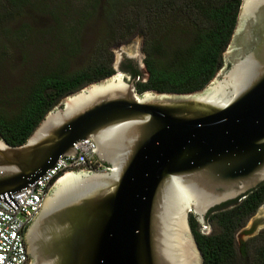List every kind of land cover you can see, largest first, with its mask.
<instances>
[{
	"label": "water",
	"instance_id": "95a60500",
	"mask_svg": "<svg viewBox=\"0 0 264 264\" xmlns=\"http://www.w3.org/2000/svg\"><path fill=\"white\" fill-rule=\"evenodd\" d=\"M141 42L111 48L119 74L66 96L26 142L0 133V200L13 210V194L78 142L93 139L109 165L54 183L26 232L29 264H204L191 213L206 226L210 208L264 181V0H242L224 65L202 89L139 94L121 64L145 70ZM254 222L252 234L264 206L246 229Z\"/></svg>",
	"mask_w": 264,
	"mask_h": 264
},
{
	"label": "trees",
	"instance_id": "16d2710c",
	"mask_svg": "<svg viewBox=\"0 0 264 264\" xmlns=\"http://www.w3.org/2000/svg\"><path fill=\"white\" fill-rule=\"evenodd\" d=\"M45 2L47 8L54 7L47 11L53 20L69 22L68 26H60L62 29H77L81 34L91 22L90 17H98L100 12L105 30L90 63L69 71L64 61L58 68L38 76L17 101L13 115L5 113L10 102L0 100V133L12 145L26 142L46 114L66 96L114 75L116 68L109 55V44L125 42L136 32L145 37L146 68L143 70L128 58L121 68L137 78L139 94L147 91L187 93L204 88L224 65L223 54L232 39L242 5V0H92L91 10L80 12L72 8L70 0ZM30 4L32 0H0V32H7L8 24ZM72 12L84 17L76 18L70 14ZM180 33H187L190 38L178 39ZM173 34L178 42L168 44ZM55 35L62 36L61 41L70 47L64 34ZM263 203L264 181L240 197L237 205L214 217L221 231L212 235L204 232L197 216L191 213V225L204 254V264H242L235 253L234 231ZM255 264H264V247L258 250Z\"/></svg>",
	"mask_w": 264,
	"mask_h": 264
},
{
	"label": "rangeland",
	"instance_id": "374dc122",
	"mask_svg": "<svg viewBox=\"0 0 264 264\" xmlns=\"http://www.w3.org/2000/svg\"><path fill=\"white\" fill-rule=\"evenodd\" d=\"M48 1V0H47ZM73 7L81 10H91L92 0H70ZM45 0H32V4L8 24V31L0 32V100L9 101L6 106L5 113L13 115L17 109V101L28 89L37 81L38 76L46 71L58 68L62 62H66L67 70L74 71L81 69L94 58L95 50L100 43L102 33H104V25L101 24L98 17H90V21L81 31L62 29L60 26H68L69 22L64 19H55L47 14ZM71 8V9H72ZM101 6H99L100 11ZM79 12V13H80ZM73 14L76 18H80L77 13ZM74 17V18H75ZM84 17V16H81ZM72 18V17H71ZM183 26L182 28H184ZM57 32L64 34L70 43V47L64 44L61 38L55 35ZM136 32L129 40L120 42H111L108 47L109 55L111 56V48L124 46L135 40L138 36ZM178 39L186 40L189 36L187 33H180ZM79 38L81 42L79 43ZM190 38V36H189ZM175 34L171 40L168 39V44L178 42ZM145 37L142 36L141 54L145 55L142 61L145 65L146 53L144 50ZM166 46V44L164 45ZM77 52V53H76ZM163 60L166 57L159 56ZM113 63V62H112ZM116 73L119 72L116 70ZM85 170V169H75ZM264 206V203L257 211ZM256 211V212H257ZM253 213L249 220L256 214ZM201 225H203L201 223ZM204 229L206 226H202ZM242 228L239 230V232ZM248 253L238 256L242 264H255L258 250L264 247V226L257 233L246 237Z\"/></svg>",
	"mask_w": 264,
	"mask_h": 264
},
{
	"label": "built area",
	"instance_id": "2783aa9c",
	"mask_svg": "<svg viewBox=\"0 0 264 264\" xmlns=\"http://www.w3.org/2000/svg\"><path fill=\"white\" fill-rule=\"evenodd\" d=\"M78 153L74 156H61L58 162L38 182L13 194L20 204L13 210L0 200V264H29L26 232L41 211L44 201L54 183L63 175L75 169L87 171L107 168L102 164L94 149L93 139H86L75 145Z\"/></svg>",
	"mask_w": 264,
	"mask_h": 264
},
{
	"label": "flooded vegetation",
	"instance_id": "af4514ba",
	"mask_svg": "<svg viewBox=\"0 0 264 264\" xmlns=\"http://www.w3.org/2000/svg\"><path fill=\"white\" fill-rule=\"evenodd\" d=\"M105 166L107 167L109 165H105ZM238 203H239V198H236V199L225 201L221 204H218V205L210 208L208 210V212L205 214L204 222L206 223V228L204 229V232L207 235H212V234L220 232L221 226L218 224L217 220H215L214 217L217 214L224 212L226 209H229V208L237 205ZM249 218H250V216L248 218H246V220L234 231V246H235V253H236L237 258H239L238 256L244 257V255H246L248 253V249L250 250V248L247 247V242L240 241L238 243V235H239V230L241 228H242L243 232H246V235H250L255 231V229H253V228L257 225V222L256 223L254 222L252 229H246L250 224ZM197 219L199 220L198 217H197ZM199 221H200V223H202L201 220H199ZM202 226H204V225H202Z\"/></svg>",
	"mask_w": 264,
	"mask_h": 264
},
{
	"label": "bare ground",
	"instance_id": "6f19581e",
	"mask_svg": "<svg viewBox=\"0 0 264 264\" xmlns=\"http://www.w3.org/2000/svg\"><path fill=\"white\" fill-rule=\"evenodd\" d=\"M69 173V172H68ZM67 174V173H66Z\"/></svg>",
	"mask_w": 264,
	"mask_h": 264
}]
</instances>
